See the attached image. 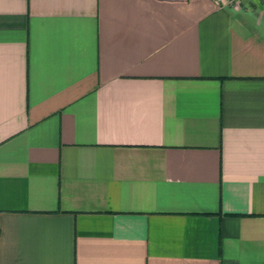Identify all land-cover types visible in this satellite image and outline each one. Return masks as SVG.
I'll return each mask as SVG.
<instances>
[{"label": "crops", "instance_id": "0c3cea01", "mask_svg": "<svg viewBox=\"0 0 264 264\" xmlns=\"http://www.w3.org/2000/svg\"><path fill=\"white\" fill-rule=\"evenodd\" d=\"M0 264H264V0H0Z\"/></svg>", "mask_w": 264, "mask_h": 264}]
</instances>
